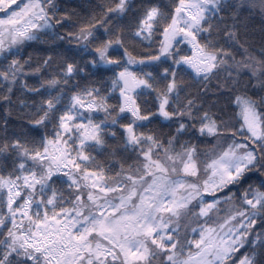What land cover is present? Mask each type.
Masks as SVG:
<instances>
[{
  "label": "snow or ice",
  "instance_id": "snow-or-ice-1",
  "mask_svg": "<svg viewBox=\"0 0 264 264\" xmlns=\"http://www.w3.org/2000/svg\"><path fill=\"white\" fill-rule=\"evenodd\" d=\"M0 264H264V0H0Z\"/></svg>",
  "mask_w": 264,
  "mask_h": 264
}]
</instances>
